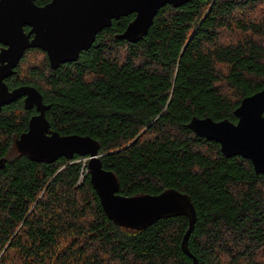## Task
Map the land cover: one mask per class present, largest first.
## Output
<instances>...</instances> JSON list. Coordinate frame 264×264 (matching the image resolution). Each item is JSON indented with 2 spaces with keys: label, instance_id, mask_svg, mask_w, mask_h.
Listing matches in <instances>:
<instances>
[{
  "label": "trees",
  "instance_id": "16d2710c",
  "mask_svg": "<svg viewBox=\"0 0 264 264\" xmlns=\"http://www.w3.org/2000/svg\"><path fill=\"white\" fill-rule=\"evenodd\" d=\"M133 17L113 20L55 71L32 54L25 83L51 105L54 130L98 141L119 194L189 196L197 264H264V174L187 127L193 117L235 123L241 100L264 87V0L166 5L136 43L117 38ZM27 118L21 104L0 110V264H192L181 249L186 217L121 228L80 157L37 163L14 153Z\"/></svg>",
  "mask_w": 264,
  "mask_h": 264
},
{
  "label": "water",
  "instance_id": "95a60500",
  "mask_svg": "<svg viewBox=\"0 0 264 264\" xmlns=\"http://www.w3.org/2000/svg\"><path fill=\"white\" fill-rule=\"evenodd\" d=\"M189 1L53 0L39 8L32 0H0V43L10 44L9 33L20 32L23 24L30 25V33L35 34L31 45L44 47L54 68L61 63L77 61L80 53L87 51L96 35L110 27L113 20L133 14V19L117 38L136 43L147 34L159 9L166 5L178 8ZM4 55H15L18 59L21 52L9 47ZM14 65L0 67V73L7 76ZM1 85L0 110L16 97L25 95L24 108L29 109L35 104L39 112L29 120L27 132L15 140L18 154L37 163H53L59 158L72 161L75 156L86 158V173L102 210L110 221L121 228L138 231L162 219L186 217L188 227L181 241V249L192 259V264H197L188 248V239L196 221V212L189 196L174 189H167L158 195L119 194L118 178L102 167L98 141L77 134L61 136L52 132L46 136L49 125L44 117L40 93L32 87H21L9 93ZM263 112L264 87L241 100L233 112L237 119L235 123L227 119L214 121L209 117H193L187 127L196 136L218 143L223 156L247 159L256 174H264ZM5 162V158H0V169Z\"/></svg>",
  "mask_w": 264,
  "mask_h": 264
},
{
  "label": "flooded vegetation",
  "instance_id": "af4514ba",
  "mask_svg": "<svg viewBox=\"0 0 264 264\" xmlns=\"http://www.w3.org/2000/svg\"><path fill=\"white\" fill-rule=\"evenodd\" d=\"M52 1L53 0H45L42 3H38L37 0H32V2L39 8L50 4ZM30 30H31V26L30 25L23 24L22 27H21L20 32H18V33L15 32L16 34L9 33L10 36H11V39L9 41L10 44L9 43H0V67H4V66H9V65L15 64L13 67H11L10 73H8L7 76H3V73H0V76L1 77L3 76L1 81H0V85L3 84V86L5 87V89L9 93H12L14 90H17L18 88H21V87H32V88L36 89V91L39 92L40 95H41L42 104L44 106V110H43L44 117L47 120L48 125H49V129L46 132V136H50L52 132H56V133H58L61 136H66L67 134H61V133L57 132L56 130H54L51 127L50 122H49V120L47 118V115H46L47 112L50 110L51 105L44 100L43 95H42L41 91L38 88H36L34 85H32L30 83H25L27 81L24 80L25 76H23L24 62H25V60H27V58L30 57L29 54H35V56L40 60L39 65L46 62L48 64V67H49V69L51 71H55L61 65H64L66 63H61L58 66L53 68L51 66L50 61H49V55H48L47 50H45V48L42 47V46H37L38 44L36 46L31 45L32 42H33V39L35 38V34L34 33H30ZM9 47H11L13 49L15 48L17 50V52L20 50L21 55L18 57V59H17V57H15V55L13 57L12 56L9 57L7 55H4V52L7 49H9ZM67 63H69V62H67ZM43 69H45V72L48 71V69L45 66L43 67ZM1 86H0V91H1ZM25 98H26L25 95L18 96L13 101H11L7 105L3 106V107H5V106L11 105V104H21L23 109L26 112H28V118H27L25 130L21 131V133H19L18 136L13 139V151L16 154H18V153L16 152V148H15V144H14L15 140L17 138H19V136L22 133L27 132L28 125H29V120L33 116H36V115L39 114L35 104H32V106L29 109H25L24 108V100H25ZM46 106H48V107L46 108ZM19 155H21V154H19ZM3 158H5V157H3ZM5 160H6V158H5Z\"/></svg>",
  "mask_w": 264,
  "mask_h": 264
},
{
  "label": "rangeland",
  "instance_id": "374dc122",
  "mask_svg": "<svg viewBox=\"0 0 264 264\" xmlns=\"http://www.w3.org/2000/svg\"><path fill=\"white\" fill-rule=\"evenodd\" d=\"M30 56H32V54H29ZM29 57V56H28ZM36 56L34 57V59L36 60ZM29 59H30V57H29ZM37 60L40 62V60L37 58ZM27 61H28V59L27 60H25V62H24V65L27 63ZM81 159H79L78 161L79 162H81L82 164L83 163H85L86 164V162H87V159L86 158H82V157H80Z\"/></svg>",
  "mask_w": 264,
  "mask_h": 264
}]
</instances>
